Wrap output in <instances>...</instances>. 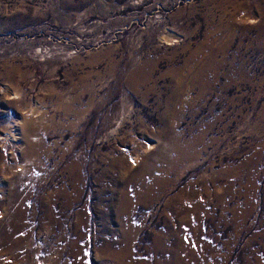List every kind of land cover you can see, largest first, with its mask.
I'll return each mask as SVG.
<instances>
[{"label": "rangeland", "instance_id": "obj_1", "mask_svg": "<svg viewBox=\"0 0 264 264\" xmlns=\"http://www.w3.org/2000/svg\"><path fill=\"white\" fill-rule=\"evenodd\" d=\"M0 264H264V0H0Z\"/></svg>", "mask_w": 264, "mask_h": 264}]
</instances>
